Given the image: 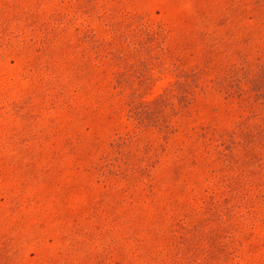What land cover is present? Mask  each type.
Here are the masks:
<instances>
[{"label": "rangeland", "instance_id": "obj_1", "mask_svg": "<svg viewBox=\"0 0 264 264\" xmlns=\"http://www.w3.org/2000/svg\"><path fill=\"white\" fill-rule=\"evenodd\" d=\"M0 264H264V0H0Z\"/></svg>", "mask_w": 264, "mask_h": 264}]
</instances>
